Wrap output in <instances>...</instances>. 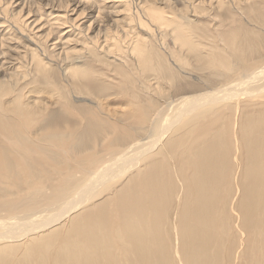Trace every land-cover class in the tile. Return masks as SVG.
I'll list each match as a JSON object with an SVG mask.
<instances>
[{"label": "bare ground", "instance_id": "bare-ground-1", "mask_svg": "<svg viewBox=\"0 0 264 264\" xmlns=\"http://www.w3.org/2000/svg\"><path fill=\"white\" fill-rule=\"evenodd\" d=\"M25 1L8 0L0 7V18L7 16L0 20V33L5 20L11 30L6 32H14V37L0 34V66L8 68L0 75L2 129L9 125L2 121L6 115L24 117L25 111L39 112L42 129L56 125L61 109L51 107L53 111L44 114L52 102L34 98L20 107L23 95L13 98L8 93L9 82L28 75L45 79L59 63L72 88L58 95L68 99L71 94L75 102L96 104L83 97L87 91L94 97L109 91L91 66L102 64L113 71V79L126 78L132 105L143 85H134L138 77L122 68L127 57L141 68L145 80L159 84L162 80L155 74L161 75L176 89L149 113L153 117H146L147 128L139 131H146L147 138L133 136L103 162L92 154L74 162L77 179L59 184L51 192L56 196L47 199L42 188H36L25 197L21 217L0 218L5 231L22 221L30 228L24 234H0V264H264V53L257 48L264 42V0H190L186 8L167 13L147 6L149 23L170 25L184 58L156 49L150 31H133L147 21L139 17L137 28L128 7L110 10L123 0H46L44 10L33 18L36 10H21ZM13 2L22 6L9 17ZM204 5L224 10L218 24L228 26L225 33L219 31V41L210 31H191L185 21L188 14L201 17ZM227 5L243 7L249 29L236 24ZM177 16L184 20L178 22ZM107 17L109 31H101L100 22ZM229 20L233 22L227 24ZM186 58L192 62L190 70L180 65ZM25 66L32 74L22 70ZM183 79L184 87L179 86ZM157 87L149 90L156 94ZM2 94L11 98L5 103ZM53 140L63 144L66 137H50L42 145H57ZM72 146L81 149L83 141ZM8 155L0 150L2 173L12 165ZM64 220L65 225L55 226ZM42 230L48 231L36 235ZM21 235L26 237L19 239L22 242H12Z\"/></svg>", "mask_w": 264, "mask_h": 264}, {"label": "rangeland", "instance_id": "rangeland-1", "mask_svg": "<svg viewBox=\"0 0 264 264\" xmlns=\"http://www.w3.org/2000/svg\"><path fill=\"white\" fill-rule=\"evenodd\" d=\"M6 1L8 0H0V7L1 4ZM33 1L35 4L28 6V2L26 0L21 9L25 11H27V9H31L32 12H35L36 10L32 18L44 10L46 3V0ZM188 1L190 0H169L163 4L160 2V0H123V4H114L110 7V10H120L122 8L128 7L131 11V14L134 15L132 16V20H130V22L136 25L137 28H139V26L141 27V25L137 23L139 17L142 21H147V25H143L141 30L136 29L134 26L133 31H150L152 34L153 44L155 45L154 47L156 49L161 51L163 54L171 53L184 58L183 52L181 51L183 50L181 43L179 41L173 40V31L170 30L171 26L163 25L160 26V28L155 27L153 22L150 21L149 23L147 20V17L145 16V10L146 8L153 6L164 13L178 12L177 10L184 8L185 4H188ZM40 2L41 4H39ZM251 4L252 3H248L246 6ZM182 5H184V7H182ZM21 6L22 3H18V5L17 2L10 3L8 5L6 14L10 17L11 14L18 12L17 10H19ZM260 6L263 7V3H261ZM226 7L229 10V14L239 22H236L237 25L242 24L245 29H249L251 25H249L250 22L246 20L248 19V16L243 10V7L239 8L240 10L242 9L241 11L239 9V11L233 9V7L230 5H227ZM202 8L205 11L202 13L201 17L193 19V17L188 14L185 21H187L189 25L192 26L191 31H198L197 28L205 31L206 33L210 31V34L213 36L214 40L219 41V31L225 33L228 26L225 24V26L221 28V26L218 24V22L223 18L224 10H219L217 12L216 9L212 8V5H204ZM187 11L189 12V8H187ZM246 12H248V10ZM216 14H218V16ZM2 15L4 18H7L5 14ZM177 17L178 18L176 19L178 22L184 20V18L181 16ZM2 18H0V20H2ZM108 18L110 17H107L106 20L100 22V24H102L100 28L101 31H109V28H106L109 26ZM90 20L91 19L86 21V24L90 22ZM6 22L7 24L4 28L5 31H3L4 33L2 32L0 34H5V37L8 35L14 37L13 31L11 34L6 32L11 31L9 30L8 26L9 22L5 20V23ZM232 22L233 20H229L227 24ZM94 32H96V30ZM111 32L114 33L115 30H111ZM221 45H223V43H221ZM257 48L259 49L260 53H264V42L258 44ZM127 60L128 62H124L122 68L124 70H130V75H136L139 81L141 80L146 82L143 83L139 82L138 80L137 82L134 81V85L139 83L140 85H143V88L140 87L142 95H138L136 99H133L134 102L132 105H129L132 102L130 97L131 94H129L130 92L128 89H126L129 86L127 84L126 78L118 77L117 75V77L113 79V71H111L109 67L102 64H91V66L95 68L96 74L100 75L102 79L110 86L109 91L105 94H102L101 97H94V93L90 91H87V96H83L88 99H94L96 104H92L87 100L83 102H75L73 101L71 94L68 96V99H63L60 97L61 95H58V93L60 94L61 92L68 91L72 88V83L66 82V80L64 81L63 76L61 75L62 69L60 63L59 65H52V70L50 69L51 75L47 76L45 79L36 80L28 75L25 80H21L22 82L20 80H13L11 83L9 82L11 87L8 94H11L13 98H15L18 94L23 95L22 99L19 100L20 107L23 106L21 105L22 103L31 102L32 99L36 98L43 100L47 104L50 102L53 103L48 108L44 109V114L53 111L51 107L54 109H61L63 112H59L61 113V117L59 118L60 120L56 122V125L54 123L53 127H47L45 129H42V124L37 121V119L41 117V115L38 116L39 112H33L32 114V112L25 111V113H23V115L25 114L24 117L19 114L11 113L2 119L3 122H8L9 125L4 129L0 127V150L4 149L9 153L7 156V161H9L13 166L10 165V168L3 173L0 171V218L8 219L12 218V216L21 217L24 213L22 212L24 211V206L27 205L25 197L27 198L28 194L33 193L36 188H42L41 192L47 194V199H52L54 196H56L55 192H51L59 184H62L63 182H74L77 179L74 169L75 166H73L74 162L82 163L89 154H92L95 158L97 157V159L103 162L109 157V155H111L112 151L115 153L117 152L115 148H117L118 151H121L120 148H124L122 147L123 144H126L128 141H130L133 136L134 138H137V140L138 138H141L142 135V137L147 138L146 131H139V129H141L143 126L144 129L147 128L146 125L149 120L147 121L146 117L152 116L150 114L155 110L156 107L159 106L158 104L161 103L160 100L164 98V96H168L173 92L174 85H172L170 82H165L166 80L162 79L161 75L157 74H155V76L162 80V82H159V84H155L152 79L145 80L144 77L141 76V68L137 67V65L131 61L130 57H127ZM187 60L188 59L186 58L184 63H180V65H182L185 69L190 70L192 62ZM1 62L2 59H0V63ZM0 68H2L0 69V75L3 73V71L8 69L3 68L2 66H0ZM22 70L26 71L27 74H32L31 72H28L31 71L30 67L28 66L23 67ZM106 73L110 76V78L106 79ZM179 83V86L184 87L187 81L183 79L182 83ZM47 84H49V86L54 90L56 94L55 97L50 96V90ZM174 84H176V82H174ZM154 85H158V92L156 94L154 91L149 90V87H154ZM22 86L24 88H22ZM188 88L189 87H186V89ZM162 91H164L165 94ZM78 95L82 96L80 94ZM141 97L144 98L146 102H142L140 100ZM3 98L6 103L11 97L7 95L6 97L3 96ZM258 98H261V96ZM142 104H145L143 108H141ZM10 108L13 107L11 106ZM142 110H147V112H149L147 114H141L140 111ZM17 115L23 118L19 119ZM62 135L66 137V142L63 144L59 143L62 142L61 140H53L56 141V144H58L53 147H51L50 144L46 145V147L42 145L47 143L50 137L54 138ZM77 140L83 141V147L79 149L73 148L72 146L71 148L70 146ZM144 141H147V139ZM66 147H68V149H66ZM94 151H98L99 153L94 155ZM133 172L134 170L126 172L121 176V178L129 176V174ZM39 202H41V200H39ZM16 223H12V225L10 224L12 229L11 226L8 225L7 228L9 230L6 229L8 231H5V229L1 228L2 230L0 229V234H16L15 231H17V233L24 234L27 230L30 231L29 224H27V222H18L17 225ZM66 223L67 221L64 220L55 226L65 225ZM13 224L16 226H13ZM46 231L48 230L39 231V233H36V235H40ZM25 238L26 237L24 235H21V237L19 236L18 239L12 240V242H22ZM19 239L23 240L21 241Z\"/></svg>", "mask_w": 264, "mask_h": 264}]
</instances>
